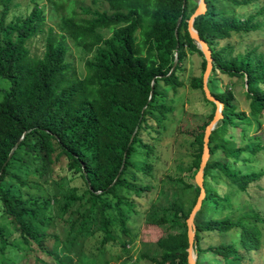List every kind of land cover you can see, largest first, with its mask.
Wrapping results in <instances>:
<instances>
[{
  "label": "trees",
  "instance_id": "16d2710c",
  "mask_svg": "<svg viewBox=\"0 0 264 264\" xmlns=\"http://www.w3.org/2000/svg\"><path fill=\"white\" fill-rule=\"evenodd\" d=\"M30 1L28 12L6 20L16 1L0 0V78L8 81L0 96V264H96L94 252L82 250L88 237L98 243L95 249L111 241L127 255L136 214L159 232L129 264H187L185 219L199 192L194 173L215 109L202 90L204 57L186 28L197 0H97L107 7L82 8L86 15L68 6L73 0H53L64 11L59 31ZM252 1L204 0V11L192 20L212 58L206 86L222 103L208 133L193 264H236L259 247L264 232L257 200L229 211L234 191L249 193L264 177V133L256 130L264 124V54L215 46L232 32L263 24L256 16L264 3L241 19L226 7ZM65 37L91 52L81 75L66 58ZM192 53L200 58L198 73L187 65ZM215 69L241 80L247 110L229 86L215 84ZM185 86L209 105L190 126L174 117ZM178 132L188 138L190 180L181 172L155 177L161 146L172 148ZM167 136L169 146L160 145ZM231 229L236 238L221 240ZM69 252L76 257L67 263L61 254Z\"/></svg>",
  "mask_w": 264,
  "mask_h": 264
},
{
  "label": "rangeland",
  "instance_id": "374dc122",
  "mask_svg": "<svg viewBox=\"0 0 264 264\" xmlns=\"http://www.w3.org/2000/svg\"><path fill=\"white\" fill-rule=\"evenodd\" d=\"M15 1L16 5L11 6L7 13L6 20H13L21 17L23 13L29 11L32 4V1L30 0ZM34 1H36L39 6L41 5L43 7V13L45 14L46 22L55 30L59 31L57 24L59 20L58 16L64 11L60 9L58 4H55L53 0ZM66 3L81 15H86V13L81 10L82 8H88L89 10H100L107 7L105 2L97 0H95V3L92 0H73L67 1ZM263 3L264 0H253L252 3L250 2L245 5L232 6L229 4L226 7L233 9L234 13L241 19L248 13L253 12L259 5ZM256 18L259 20H264V11L263 14H257ZM103 32L107 34L109 30L103 29ZM65 40L69 46L68 51L66 52V58L73 63L74 68L81 75L84 71L83 60L90 56L91 52L82 51L79 46L73 44V41L70 37H65ZM224 44H230L232 46V53L236 51H242L245 48L254 47L255 51H259L264 54V21L261 26H258L255 29L248 30L247 32H232L228 37L217 39L215 46L218 47ZM199 59L200 58L197 54L192 53L189 60L187 61L188 67L194 73H198L199 71ZM214 71L218 77V79L214 81L215 84L218 87L229 86L233 92L235 101L238 103V106L247 110L246 100L242 94L244 86L241 80L235 76L228 77L225 74H218L216 69ZM210 72L211 70L209 71V74ZM7 83L8 81L6 79L0 78V96L3 92V88H6ZM175 107L177 111H175L174 117L180 118V121L183 122L185 126H190L192 122L197 121V115L205 114L209 110V105L202 100L198 90L192 89L189 86L179 89V99L176 100ZM171 127L177 130V125L175 126V123H171L169 128ZM256 130L262 135V133H264V124H262L261 127ZM175 136L176 140L172 148L169 146V144L172 142V137L167 136V138H163L159 141L160 145H168L169 147L161 146V164H159L154 169L155 177L161 176L163 173L175 175L181 172L184 176H186L188 173L187 170H184L189 162L190 157L189 149L187 147L188 138H186L185 134L182 132L176 133ZM217 178L220 180L218 183L224 186L222 182L225 180V178L222 175ZM186 179L190 180V178L187 176ZM165 184L169 185L167 181H165ZM254 199L259 202L258 209L264 217L263 176L258 180L257 185L254 186L249 191V193L244 191H234L232 193L231 200H229V211L234 210L236 205H243L245 208L249 207L251 206L249 201ZM157 201L162 202L163 199L160 197L157 199ZM132 220L135 222L133 225L136 228V234L133 236L132 241L127 243L125 246L128 249L127 255L125 252H122V248L117 243L111 241L105 242L101 249H95V246H97L98 243L92 237L85 238L82 250H84V252H87L89 249L92 250L94 252V260L96 261V264H129V261L133 260L140 250L146 249L147 244L150 243L155 238V235L159 232V228L156 225L143 221V216L141 214L134 215ZM220 237L223 241L233 240L236 238V232L234 229H231L222 233ZM61 257L65 259L67 263H69L76 257V254L69 252L68 254L64 255L61 254ZM125 257H130V259L123 261ZM144 263V261H139V264ZM236 264H264V232L260 236L259 247L254 251L245 252L244 257L240 260H237Z\"/></svg>",
  "mask_w": 264,
  "mask_h": 264
},
{
  "label": "water",
  "instance_id": "95a60500",
  "mask_svg": "<svg viewBox=\"0 0 264 264\" xmlns=\"http://www.w3.org/2000/svg\"><path fill=\"white\" fill-rule=\"evenodd\" d=\"M205 9V2L204 0H197V4L195 6V8L193 9V11L190 13V15L188 16V18L186 19V28L188 31L189 36L193 39V41L196 43V46L200 49L205 63H204V68L201 74V79H202V90L204 93V96L211 100L214 104H215V109L214 112L212 114V117L210 118V120L206 123V125L204 126V130H203V135H202V150L200 153V158H199V162H198V167L194 173V181L195 183L198 185L199 187V192L195 198L194 203L192 204L188 215L185 219V224H186V236H187V247H186V251H187V256H186V260H187V264H193L194 263V259H195V252L193 250V235H194V223H193V217H194V213L196 212V210L199 208L200 206V202L201 199L204 195V188L202 185V169L203 166L208 158L209 155V151H208V133L210 131V129L214 126L215 122L217 121V119L219 117H221V107H222V103L221 101L216 98L208 89V87L206 86V81H207V77L209 75V71L211 69V65H212V58H211V54H210V50L207 46V43L199 36L197 30L193 27L192 25V20L193 17L199 13H202ZM180 19V16H178L176 18L175 21V26L178 23ZM174 34L176 35V31L174 28ZM176 52H174V57H173V61L171 64L170 69L173 68L175 62H176ZM152 91V81L150 83V89H149V93H151ZM135 127L132 130L131 134H130V138L132 137L133 133H134ZM24 131H22L21 135L19 138L22 137ZM16 140L10 147L9 151H8V155H10V153L12 152V150L15 148L16 144H17ZM115 178V177H114ZM113 178V179H114Z\"/></svg>",
  "mask_w": 264,
  "mask_h": 264
}]
</instances>
